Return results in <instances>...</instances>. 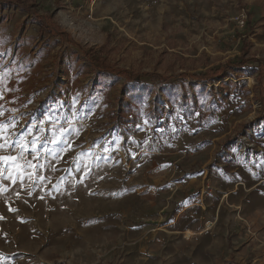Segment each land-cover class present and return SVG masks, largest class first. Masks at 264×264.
<instances>
[{"label": "rangeland", "instance_id": "rangeland-1", "mask_svg": "<svg viewBox=\"0 0 264 264\" xmlns=\"http://www.w3.org/2000/svg\"><path fill=\"white\" fill-rule=\"evenodd\" d=\"M23 1L58 34L0 0V264H264V0Z\"/></svg>", "mask_w": 264, "mask_h": 264}, {"label": "snow or ice", "instance_id": "snow-or-ice-1", "mask_svg": "<svg viewBox=\"0 0 264 264\" xmlns=\"http://www.w3.org/2000/svg\"><path fill=\"white\" fill-rule=\"evenodd\" d=\"M2 98H3V93L0 92V99ZM2 115H3V112L0 111V116ZM8 125L15 127V124L12 121H8L5 124H0V150H5V149L15 150L19 148L21 154L16 155V156H13V155L0 156V171H3L5 169H9V170L16 169L18 165H21V161L23 160V153L26 151H32L31 147H28V148L23 147L22 141L18 138L11 139V141L9 142V139L4 134ZM12 135L23 136L24 133L12 134ZM35 142H36L35 140H32V141H28L27 143L29 145H32V144H35ZM49 143H53L56 145L63 143L62 136L60 138H54L52 141H49ZM46 151H50V150L46 149ZM30 165H31V161H25L24 164L20 167V169L17 170V175L22 176L26 174V169ZM11 177H12V172L8 171L4 178L11 179Z\"/></svg>", "mask_w": 264, "mask_h": 264}, {"label": "trees", "instance_id": "trees-1", "mask_svg": "<svg viewBox=\"0 0 264 264\" xmlns=\"http://www.w3.org/2000/svg\"><path fill=\"white\" fill-rule=\"evenodd\" d=\"M7 2L9 4L22 7L23 9H25L28 12H33L34 15H35V22L37 24H39V26L41 28V32H43L44 30H49V32H53V34H56V33L58 34L57 31H54V27L49 23L48 17L43 16L42 14H39L37 12L35 13L34 11H32L33 9H31V5L30 4H26L23 0H7ZM94 67L95 68H98V66L96 64L94 65ZM118 71H119V74H123L124 72H126L124 69H121V68L118 69ZM198 78H201V77H198ZM183 101H184V98H181L180 103L183 102ZM128 120L129 119H127L126 117H124L122 114H118L117 115V122L116 123L121 124L122 122H128Z\"/></svg>", "mask_w": 264, "mask_h": 264}, {"label": "bare ground", "instance_id": "bare-ground-1", "mask_svg": "<svg viewBox=\"0 0 264 264\" xmlns=\"http://www.w3.org/2000/svg\"><path fill=\"white\" fill-rule=\"evenodd\" d=\"M210 225H212V224H210ZM191 232H189L188 234H190Z\"/></svg>", "mask_w": 264, "mask_h": 264}]
</instances>
